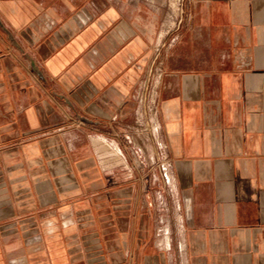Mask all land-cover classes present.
I'll return each mask as SVG.
<instances>
[{
    "label": "crops",
    "instance_id": "1",
    "mask_svg": "<svg viewBox=\"0 0 264 264\" xmlns=\"http://www.w3.org/2000/svg\"><path fill=\"white\" fill-rule=\"evenodd\" d=\"M0 264H264V0H0Z\"/></svg>",
    "mask_w": 264,
    "mask_h": 264
},
{
    "label": "rangeland",
    "instance_id": "2",
    "mask_svg": "<svg viewBox=\"0 0 264 264\" xmlns=\"http://www.w3.org/2000/svg\"><path fill=\"white\" fill-rule=\"evenodd\" d=\"M178 7H174L175 9H173V7H166L165 8V15L168 17L170 16L172 18V16L174 15V12L172 11H175L176 15L180 16V6L177 4Z\"/></svg>",
    "mask_w": 264,
    "mask_h": 264
},
{
    "label": "built area",
    "instance_id": "3",
    "mask_svg": "<svg viewBox=\"0 0 264 264\" xmlns=\"http://www.w3.org/2000/svg\"><path fill=\"white\" fill-rule=\"evenodd\" d=\"M160 171H161V177H162L163 182L166 185H168L170 183V179H169L166 167L161 165L160 166Z\"/></svg>",
    "mask_w": 264,
    "mask_h": 264
},
{
    "label": "bare ground",
    "instance_id": "4",
    "mask_svg": "<svg viewBox=\"0 0 264 264\" xmlns=\"http://www.w3.org/2000/svg\"><path fill=\"white\" fill-rule=\"evenodd\" d=\"M172 1H173V0H172ZM177 1H178V0H177ZM180 1H181V0H180ZM174 2H175V1H174ZM175 7H178V6L175 5ZM173 9H175V8L173 7ZM172 12H174V11H172ZM159 43H160V42H159ZM151 111H152V110H151ZM160 238H161V237H160Z\"/></svg>",
    "mask_w": 264,
    "mask_h": 264
}]
</instances>
